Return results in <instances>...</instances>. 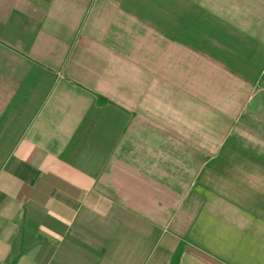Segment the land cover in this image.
<instances>
[{
  "label": "crops",
  "instance_id": "crops-1",
  "mask_svg": "<svg viewBox=\"0 0 264 264\" xmlns=\"http://www.w3.org/2000/svg\"><path fill=\"white\" fill-rule=\"evenodd\" d=\"M0 264H264V0H0Z\"/></svg>",
  "mask_w": 264,
  "mask_h": 264
},
{
  "label": "trees",
  "instance_id": "trees-1",
  "mask_svg": "<svg viewBox=\"0 0 264 264\" xmlns=\"http://www.w3.org/2000/svg\"><path fill=\"white\" fill-rule=\"evenodd\" d=\"M105 101H100V103H104Z\"/></svg>",
  "mask_w": 264,
  "mask_h": 264
}]
</instances>
